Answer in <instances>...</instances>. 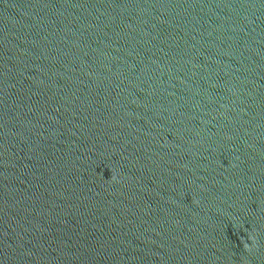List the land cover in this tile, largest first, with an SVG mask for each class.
Returning a JSON list of instances; mask_svg holds the SVG:
<instances>
[{"label":"water","instance_id":"obj_1","mask_svg":"<svg viewBox=\"0 0 264 264\" xmlns=\"http://www.w3.org/2000/svg\"><path fill=\"white\" fill-rule=\"evenodd\" d=\"M0 264H264V0H0Z\"/></svg>","mask_w":264,"mask_h":264},{"label":"clouds","instance_id":"obj_2","mask_svg":"<svg viewBox=\"0 0 264 264\" xmlns=\"http://www.w3.org/2000/svg\"><path fill=\"white\" fill-rule=\"evenodd\" d=\"M112 179H115V176H112ZM244 247H245V248H249V247H250V245H249V244H247V243H245Z\"/></svg>","mask_w":264,"mask_h":264}]
</instances>
